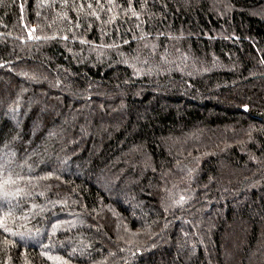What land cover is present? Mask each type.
I'll return each instance as SVG.
<instances>
[{
  "label": "trees",
  "instance_id": "obj_1",
  "mask_svg": "<svg viewBox=\"0 0 264 264\" xmlns=\"http://www.w3.org/2000/svg\"><path fill=\"white\" fill-rule=\"evenodd\" d=\"M0 264H264V0H0Z\"/></svg>",
  "mask_w": 264,
  "mask_h": 264
},
{
  "label": "rangeland",
  "instance_id": "obj_2",
  "mask_svg": "<svg viewBox=\"0 0 264 264\" xmlns=\"http://www.w3.org/2000/svg\"><path fill=\"white\" fill-rule=\"evenodd\" d=\"M119 198L122 199L121 197H119ZM232 249H233V248H232ZM232 249H231V250H232Z\"/></svg>",
  "mask_w": 264,
  "mask_h": 264
},
{
  "label": "snow or ice",
  "instance_id": "obj_3",
  "mask_svg": "<svg viewBox=\"0 0 264 264\" xmlns=\"http://www.w3.org/2000/svg\"><path fill=\"white\" fill-rule=\"evenodd\" d=\"M51 259V257H49Z\"/></svg>",
  "mask_w": 264,
  "mask_h": 264
}]
</instances>
